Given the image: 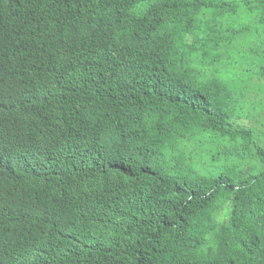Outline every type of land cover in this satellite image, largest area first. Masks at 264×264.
Listing matches in <instances>:
<instances>
[{"label": "trees", "instance_id": "16d2710c", "mask_svg": "<svg viewBox=\"0 0 264 264\" xmlns=\"http://www.w3.org/2000/svg\"><path fill=\"white\" fill-rule=\"evenodd\" d=\"M263 128L264 0H0V264H264Z\"/></svg>", "mask_w": 264, "mask_h": 264}, {"label": "rangeland", "instance_id": "374dc122", "mask_svg": "<svg viewBox=\"0 0 264 264\" xmlns=\"http://www.w3.org/2000/svg\"><path fill=\"white\" fill-rule=\"evenodd\" d=\"M262 99H263V96L261 95V93H258V95H253V98L250 101L252 102L253 105H256V103L261 102ZM241 123H243L244 126H248V125H250L251 122H250V120L242 119Z\"/></svg>", "mask_w": 264, "mask_h": 264}]
</instances>
